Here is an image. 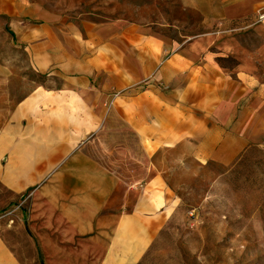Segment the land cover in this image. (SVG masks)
I'll return each instance as SVG.
<instances>
[{
    "label": "crops",
    "instance_id": "0c3cea01",
    "mask_svg": "<svg viewBox=\"0 0 264 264\" xmlns=\"http://www.w3.org/2000/svg\"><path fill=\"white\" fill-rule=\"evenodd\" d=\"M179 1L202 28L183 41L122 19L77 24L54 15L36 26L18 24L32 69L59 86L36 85L37 92L18 100L12 133L21 131L20 117L44 114V101L57 100L66 115L102 112L110 94L129 90L133 112L123 126L134 130L149 159L144 175L128 181L82 146L63 155L32 196L44 264H137L176 209V175H194L211 161L227 166L264 144V61H258L264 42L257 48L240 42L251 33L264 38V0ZM229 53L241 57L232 67L222 63ZM87 96L99 108L85 110ZM54 162L53 153L42 160ZM5 231L1 226L0 264H28Z\"/></svg>",
    "mask_w": 264,
    "mask_h": 264
},
{
    "label": "rangeland",
    "instance_id": "374dc122",
    "mask_svg": "<svg viewBox=\"0 0 264 264\" xmlns=\"http://www.w3.org/2000/svg\"><path fill=\"white\" fill-rule=\"evenodd\" d=\"M54 15L77 24L115 19L147 24L182 41L202 29L199 16L184 11L179 0H0V132L5 131L0 135V227L7 228L13 249L26 254L28 264H44L35 240L32 196L53 168L58 170L63 155L82 146L128 181L142 177L149 162L137 134L123 126L133 112L127 109L129 90L110 94L102 112L66 115L58 112L57 100L44 101L45 113L20 117L21 131L12 133L18 100L59 86L57 79L49 82L46 74L32 69L28 38L18 24L36 26L42 17ZM240 42L257 48L264 38L251 33ZM240 58L229 53L222 63L232 67ZM258 61H264L262 53ZM73 101H68L71 109ZM82 101L85 110L94 103L99 108L90 96ZM66 140L77 144L59 146ZM50 153L55 162L42 163ZM174 182L176 209L137 264H264V144L250 146L227 166L211 161L194 175L181 171Z\"/></svg>",
    "mask_w": 264,
    "mask_h": 264
},
{
    "label": "built area",
    "instance_id": "2783aa9c",
    "mask_svg": "<svg viewBox=\"0 0 264 264\" xmlns=\"http://www.w3.org/2000/svg\"><path fill=\"white\" fill-rule=\"evenodd\" d=\"M259 18L260 19H264V15H259Z\"/></svg>",
    "mask_w": 264,
    "mask_h": 264
}]
</instances>
